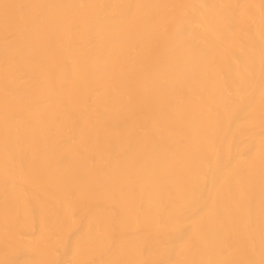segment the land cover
<instances>
[{"label":"bare ground","instance_id":"6f19581e","mask_svg":"<svg viewBox=\"0 0 264 264\" xmlns=\"http://www.w3.org/2000/svg\"><path fill=\"white\" fill-rule=\"evenodd\" d=\"M0 264H264V0H0Z\"/></svg>","mask_w":264,"mask_h":264}]
</instances>
